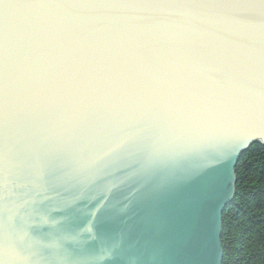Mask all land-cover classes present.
Segmentation results:
<instances>
[{
	"label": "water",
	"instance_id": "water-1",
	"mask_svg": "<svg viewBox=\"0 0 264 264\" xmlns=\"http://www.w3.org/2000/svg\"><path fill=\"white\" fill-rule=\"evenodd\" d=\"M256 143L261 0H0V264H222Z\"/></svg>",
	"mask_w": 264,
	"mask_h": 264
},
{
	"label": "trees",
	"instance_id": "trees-1",
	"mask_svg": "<svg viewBox=\"0 0 264 264\" xmlns=\"http://www.w3.org/2000/svg\"><path fill=\"white\" fill-rule=\"evenodd\" d=\"M236 177L235 197L222 217V264H264V145L241 155Z\"/></svg>",
	"mask_w": 264,
	"mask_h": 264
},
{
	"label": "snow or ice",
	"instance_id": "snow-or-ice-1",
	"mask_svg": "<svg viewBox=\"0 0 264 264\" xmlns=\"http://www.w3.org/2000/svg\"><path fill=\"white\" fill-rule=\"evenodd\" d=\"M261 3L264 4V0H261Z\"/></svg>",
	"mask_w": 264,
	"mask_h": 264
}]
</instances>
